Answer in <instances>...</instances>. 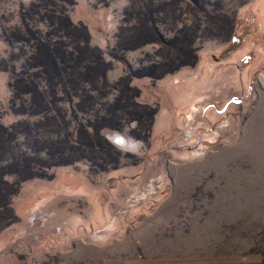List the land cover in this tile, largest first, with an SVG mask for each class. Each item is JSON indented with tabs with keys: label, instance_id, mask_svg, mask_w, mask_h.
I'll return each mask as SVG.
<instances>
[{
	"label": "rangeland",
	"instance_id": "374dc122",
	"mask_svg": "<svg viewBox=\"0 0 264 264\" xmlns=\"http://www.w3.org/2000/svg\"><path fill=\"white\" fill-rule=\"evenodd\" d=\"M0 264H264V0H0Z\"/></svg>",
	"mask_w": 264,
	"mask_h": 264
},
{
	"label": "clouds",
	"instance_id": "9594fccd",
	"mask_svg": "<svg viewBox=\"0 0 264 264\" xmlns=\"http://www.w3.org/2000/svg\"><path fill=\"white\" fill-rule=\"evenodd\" d=\"M29 0H25L28 3ZM136 127L135 122L131 125ZM107 141L117 150L123 153L139 155L144 147L143 141L130 135V129L112 130L106 134Z\"/></svg>",
	"mask_w": 264,
	"mask_h": 264
}]
</instances>
